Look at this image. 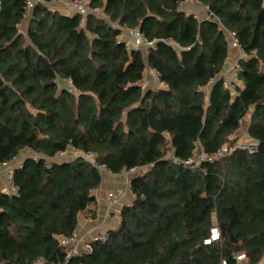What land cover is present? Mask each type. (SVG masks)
Instances as JSON below:
<instances>
[{
	"label": "trees",
	"instance_id": "16d2710c",
	"mask_svg": "<svg viewBox=\"0 0 264 264\" xmlns=\"http://www.w3.org/2000/svg\"><path fill=\"white\" fill-rule=\"evenodd\" d=\"M44 1L0 0V164L21 161L15 192L0 188V264H62L102 175L131 169L117 225L66 264H264V0H197L219 22L183 0H88L101 15ZM129 30L153 42L146 54ZM225 30L246 55L236 93L219 78ZM147 66L162 86L142 87ZM243 121L253 153L235 146ZM222 147L198 164L167 156Z\"/></svg>",
	"mask_w": 264,
	"mask_h": 264
},
{
	"label": "built area",
	"instance_id": "2783aa9c",
	"mask_svg": "<svg viewBox=\"0 0 264 264\" xmlns=\"http://www.w3.org/2000/svg\"><path fill=\"white\" fill-rule=\"evenodd\" d=\"M197 1V0H194ZM45 4L44 0H26V9L30 10L31 7L36 4ZM64 5L66 6L65 8L71 12V13H79V14H86L89 11H92L94 13H97L99 15L102 14L101 10L99 8H91L88 5V1L85 0H64ZM213 18L215 21L219 22L218 19L216 17H214L210 12L207 11V17L206 18ZM116 27L118 26L116 23L114 24ZM226 32V36L228 38V42H229V47L231 49H233L235 51V55L233 58H231L230 60H226L224 65H223V69L219 75V78L222 79V83L223 86L227 89H229L232 93H236V86H237V74L240 70V60L245 58V54L243 53L240 43L238 41V38L235 34L234 31H229V30H225ZM130 36H131V40L130 41H125L126 42V47H144L145 49H147V47L149 45H152V41H147L144 39L143 35L141 33H139V31L137 30H129ZM121 38V36H120ZM122 39V38H121ZM172 43V42H170ZM154 75L157 77V73L154 72ZM212 82V80L210 81ZM139 83L143 84V79L141 78V80L139 81ZM65 88L70 91L73 92V87L71 85V81L69 79H67L65 81ZM235 146L241 149H245L247 152L249 153H253L256 150V146H257V141L254 139L249 138L248 136H246L245 139L243 140H238L235 143ZM231 148L229 147H222L220 149H218L213 155L211 154H207L205 153L201 148L198 149V151L194 154V156L190 159H188L187 161H181L179 159H177L176 157H174L172 155V152L169 151L168 155L170 158H172L174 163H183V164H198L199 162L203 161V160H212L213 158L216 157H220L225 155L226 153L230 152ZM65 155L64 153H60L59 156L62 157ZM93 155H87V157L91 158ZM20 160H15L13 162H9V163H4V164H0V170L4 169L6 171V173L8 174V176H11L12 170L14 167L18 166L20 164ZM134 169H131L129 171H125L122 173V175L124 176L125 179V184L124 187L117 189L115 191H110L107 193L106 195V200L109 204V206H113L116 205L119 200L123 197H125V195L128 192V175L133 171ZM110 173V172H108ZM3 191L7 192V193H14L15 192V187L13 186V184L11 183V181L9 182L8 186L4 189H2ZM219 237V232H218V228L216 226H213L210 229V235L209 238L204 240V243H209L210 241L216 240ZM107 238V234L106 232H101V233H93L90 234L88 236V240L85 239V236L80 235L77 231L73 232L71 235L67 236V237H63L60 239V245L63 247V251H64V262L62 264H66V262L73 256H76L78 254H80L81 252H89L90 251V246L89 243L92 241H104ZM237 262L239 264H246V258L243 254L237 255L236 256ZM222 264H225L224 262H222Z\"/></svg>",
	"mask_w": 264,
	"mask_h": 264
},
{
	"label": "crops",
	"instance_id": "0c3cea01",
	"mask_svg": "<svg viewBox=\"0 0 264 264\" xmlns=\"http://www.w3.org/2000/svg\"><path fill=\"white\" fill-rule=\"evenodd\" d=\"M180 9L193 14L197 19H204L207 17V10L204 8L198 1L194 0H183L179 3ZM56 8L60 11H65L64 0L56 2ZM65 8V9H64ZM68 11V10H67ZM27 21H23L21 29L24 30ZM121 38L125 41H130L131 36L129 31H124L121 34ZM142 47V46H140ZM144 53L146 54V49L142 47ZM235 51L229 47V54L227 61L233 58ZM154 70L150 69L148 66L143 72V84L141 83L144 89H155L162 86L163 84L159 81L158 77L154 75ZM73 153V152H72ZM65 152L66 156L76 155L79 152L74 151ZM32 154L28 150H23L21 156ZM64 155V156H65ZM10 177L4 169L0 170V188L4 189L8 186L10 182ZM125 179L121 174H108L104 173L102 175V180L99 186L93 191L95 196V201L89 204L82 212L78 215V226L76 231L85 236V239L88 240V236L93 233L107 232L109 229L114 228L118 223V213L121 206L125 203H128L132 196L129 192L125 197L121 198L116 205L109 206L106 195L110 191H115L124 187Z\"/></svg>",
	"mask_w": 264,
	"mask_h": 264
},
{
	"label": "rangeland",
	"instance_id": "374dc122",
	"mask_svg": "<svg viewBox=\"0 0 264 264\" xmlns=\"http://www.w3.org/2000/svg\"><path fill=\"white\" fill-rule=\"evenodd\" d=\"M85 1H88V0H85ZM51 6L53 7L54 4L51 5ZM55 6H56V3H55ZM64 7H66V6L64 5ZM245 127H246V122L243 121V123H242V125H241V128H240V135H239V138H238V139H240V140L245 139L246 136H247V134L245 133V130H246ZM63 158H65V157H63ZM57 159H62V158L58 157ZM124 183H125V182H124Z\"/></svg>",
	"mask_w": 264,
	"mask_h": 264
},
{
	"label": "water",
	"instance_id": "95a60500",
	"mask_svg": "<svg viewBox=\"0 0 264 264\" xmlns=\"http://www.w3.org/2000/svg\"><path fill=\"white\" fill-rule=\"evenodd\" d=\"M176 238L178 239V241L182 242L185 237H186V231H185V227H181V229H179L176 233H175Z\"/></svg>",
	"mask_w": 264,
	"mask_h": 264
}]
</instances>
